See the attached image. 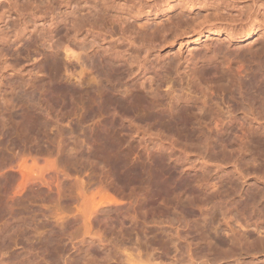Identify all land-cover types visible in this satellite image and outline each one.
<instances>
[{
    "label": "rangeland",
    "instance_id": "rangeland-1",
    "mask_svg": "<svg viewBox=\"0 0 264 264\" xmlns=\"http://www.w3.org/2000/svg\"><path fill=\"white\" fill-rule=\"evenodd\" d=\"M0 264H264V0H0Z\"/></svg>",
    "mask_w": 264,
    "mask_h": 264
},
{
    "label": "bare ground",
    "instance_id": "bare-ground-1",
    "mask_svg": "<svg viewBox=\"0 0 264 264\" xmlns=\"http://www.w3.org/2000/svg\"><path fill=\"white\" fill-rule=\"evenodd\" d=\"M228 2H235V1H238V0H226ZM241 1V0H240ZM34 2V1H33ZM35 4V3H34ZM52 5V4H51ZM29 8V7H28ZM81 27V26H80ZM9 32V31H8ZM14 32V31H13ZM255 32V29L254 28H251L249 29V31L245 32L242 36H241V39L244 41V40H248L251 38V36L254 34ZM7 33V32H6ZM12 33V32H11ZM4 35H7L5 33H3ZM3 36V35H2ZM61 37V36H60ZM205 37L209 38V33L206 35L205 34ZM2 38V37H1ZM3 39V38H2ZM1 39V40H2ZM199 41V40H198ZM8 45V44H7ZM58 46L60 47V49L64 52L65 54V59H69V61L71 59H76L77 61H79L80 59V56H81V48L78 47L77 45H75L73 42H71L70 40H68L67 38H59L58 39ZM190 50H192V46L189 47ZM61 64V62H60ZM59 64V65H60ZM55 66V65H54ZM52 66V67H54ZM78 66H80V64H78ZM58 67V66H57ZM61 68L62 70L65 72V74H68V75H73V72L71 70L72 68V65H70L69 63H66L65 61L61 64ZM60 68V69H61ZM74 68V66H73ZM72 68V69H73ZM55 69V67L53 68V70ZM52 70V68H51ZM52 72V71H50ZM82 214H83V217L85 219V221H92L93 217L98 213V208L97 207H94V206H89V207H86L83 211H81ZM241 228L244 229V227L241 225ZM258 233L257 234H261V232L259 231V229L257 230ZM243 235L246 236L247 240L251 237V235L248 233V232H243Z\"/></svg>",
    "mask_w": 264,
    "mask_h": 264
}]
</instances>
